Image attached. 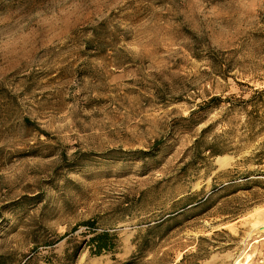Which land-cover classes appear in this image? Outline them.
I'll return each instance as SVG.
<instances>
[{
	"label": "rangeland",
	"instance_id": "374dc122",
	"mask_svg": "<svg viewBox=\"0 0 264 264\" xmlns=\"http://www.w3.org/2000/svg\"><path fill=\"white\" fill-rule=\"evenodd\" d=\"M75 250L264 264V0H0V264Z\"/></svg>",
	"mask_w": 264,
	"mask_h": 264
},
{
	"label": "trees",
	"instance_id": "16d2710c",
	"mask_svg": "<svg viewBox=\"0 0 264 264\" xmlns=\"http://www.w3.org/2000/svg\"><path fill=\"white\" fill-rule=\"evenodd\" d=\"M213 101H217V99L213 100ZM249 103V101H245L244 104L245 106H247V104ZM85 226H89L91 227L92 224L91 222H86L84 223ZM90 235H92L93 237L91 238V242H94L97 245V248L99 249V251L103 250V249H107V242L106 240H108V233H98V231H96V229H90L89 228V233ZM100 252H98L99 254ZM78 258V250H75L72 254L67 253V257L65 258V262L66 264H73L75 259Z\"/></svg>",
	"mask_w": 264,
	"mask_h": 264
}]
</instances>
